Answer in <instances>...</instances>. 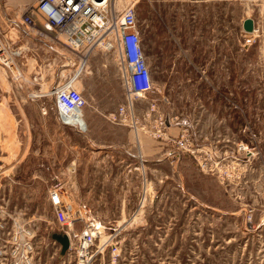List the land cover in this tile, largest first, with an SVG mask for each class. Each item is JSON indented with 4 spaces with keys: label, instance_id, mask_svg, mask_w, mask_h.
Here are the masks:
<instances>
[{
    "label": "rangeland",
    "instance_id": "obj_1",
    "mask_svg": "<svg viewBox=\"0 0 264 264\" xmlns=\"http://www.w3.org/2000/svg\"><path fill=\"white\" fill-rule=\"evenodd\" d=\"M32 4L0 0V28L14 27L2 39L31 41ZM201 9L137 13L153 88L131 106L103 48L53 41L57 82L24 91L0 65V264H264V0ZM68 84L93 115L85 129L52 93ZM57 233L71 237L64 255Z\"/></svg>",
    "mask_w": 264,
    "mask_h": 264
},
{
    "label": "built area",
    "instance_id": "obj_2",
    "mask_svg": "<svg viewBox=\"0 0 264 264\" xmlns=\"http://www.w3.org/2000/svg\"><path fill=\"white\" fill-rule=\"evenodd\" d=\"M116 5V0H34L29 14L22 17L21 23L31 33L28 35L40 40H58L76 51L85 48L91 52L99 47L116 54L118 73L131 106L134 99L152 90L153 83L144 58L136 7L127 4L119 11ZM11 25L15 26L14 22ZM7 34L8 31L1 27L0 35L5 37ZM4 37L2 39L0 36V65L11 73L19 86L24 83L36 84L40 79L39 74L31 79L24 75L26 48ZM53 94L59 106L64 108L63 121L78 125L79 119L84 118L83 109L87 104L82 92L68 84L57 86ZM126 112V107L121 106L118 113L122 121L126 120ZM113 118L118 117L114 115ZM60 198L59 192L54 191L52 204L60 206ZM92 234L90 231L85 235Z\"/></svg>",
    "mask_w": 264,
    "mask_h": 264
},
{
    "label": "crops",
    "instance_id": "obj_3",
    "mask_svg": "<svg viewBox=\"0 0 264 264\" xmlns=\"http://www.w3.org/2000/svg\"><path fill=\"white\" fill-rule=\"evenodd\" d=\"M23 1V0H22ZM26 1V0H24ZM225 2V5H227L228 0H221ZM31 3H34V0H30ZM164 3H166L167 5L169 4V6H174V5H182V11H188L189 15L193 18V20H196L200 14H201V8H202V0H129V5H135L137 13L141 15V11L142 9L146 6V7H152L154 5H161V7H163ZM117 9L119 11H122L124 9V5H120L116 6ZM149 19V18H147ZM3 28H5L8 33H13V29L14 27H10L8 29V25L5 27L2 26ZM32 38L31 41H25L26 37L24 35V33L21 36H17L15 40V42L19 45L24 46L26 49L24 51V57L25 59L23 60V63L25 64L24 66V75L26 76V78L31 79V77L33 75L39 74L41 75L39 81H37L36 84H31L34 85L35 87L40 85L41 83L44 82H50L52 84L56 83V79L52 80L53 77H56V73H57V60L56 58L52 57V52H57V45L56 43H52L53 41L50 40H40L36 37H34L33 35H31ZM29 37V36H28ZM28 39V38H27ZM97 51L92 52L93 54L91 55V58L87 61V67L88 68H94L95 66V59H94V54ZM57 55V54H56ZM65 59H68V55L65 54ZM104 66H106L104 64ZM30 68H33L32 71H29ZM47 74V80L45 81L44 79H42L43 75ZM54 74V76H53ZM91 73H89L88 77H95V74H92V76L90 75ZM44 75V76H45ZM116 77H117V72H116ZM29 84L24 83L23 86H20L19 89H21L22 91L24 90H28L29 87L27 86ZM31 89V88H30ZM106 93L107 92H102L101 95V99H105L106 98ZM36 95V96H35ZM26 96V95H24ZM45 96V94H43L42 92H40L39 89V93L36 94H29L28 98L29 99H36V109L39 110L41 112V99ZM21 113V112H20ZM92 114L90 113V111L88 110L86 113L83 112V117L87 123V120L90 123V120L92 118Z\"/></svg>",
    "mask_w": 264,
    "mask_h": 264
},
{
    "label": "water",
    "instance_id": "obj_4",
    "mask_svg": "<svg viewBox=\"0 0 264 264\" xmlns=\"http://www.w3.org/2000/svg\"><path fill=\"white\" fill-rule=\"evenodd\" d=\"M244 28L248 32H253L255 29V21L252 18H247L244 21ZM53 237L61 243V255H64L70 247V237L68 234H53Z\"/></svg>",
    "mask_w": 264,
    "mask_h": 264
},
{
    "label": "bare ground",
    "instance_id": "obj_5",
    "mask_svg": "<svg viewBox=\"0 0 264 264\" xmlns=\"http://www.w3.org/2000/svg\"><path fill=\"white\" fill-rule=\"evenodd\" d=\"M49 93H50V92H49ZM52 93H53V92H52ZM35 96H36V95H35ZM80 115H81V112H80ZM78 125H80L83 129L87 128V123H86V121H85L84 118L79 119ZM93 229H94V228H91L92 231H94ZM69 237H70V236H69ZM70 241H71V238H70ZM70 243H71V242H70Z\"/></svg>",
    "mask_w": 264,
    "mask_h": 264
}]
</instances>
